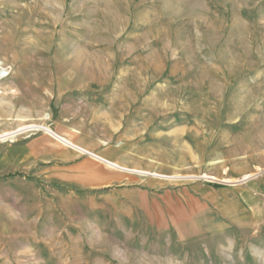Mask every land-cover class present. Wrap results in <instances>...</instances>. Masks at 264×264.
<instances>
[{
    "label": "rangeland",
    "instance_id": "1",
    "mask_svg": "<svg viewBox=\"0 0 264 264\" xmlns=\"http://www.w3.org/2000/svg\"><path fill=\"white\" fill-rule=\"evenodd\" d=\"M0 63V150L91 173L13 198L0 264H264V0H0Z\"/></svg>",
    "mask_w": 264,
    "mask_h": 264
},
{
    "label": "crops",
    "instance_id": "2",
    "mask_svg": "<svg viewBox=\"0 0 264 264\" xmlns=\"http://www.w3.org/2000/svg\"><path fill=\"white\" fill-rule=\"evenodd\" d=\"M16 89L19 88L16 87ZM77 102L79 103V108L83 107L85 103L82 99L79 101L71 100V104H76ZM68 106L71 107V105ZM60 120L62 127L53 125V128H50L60 135L61 138L66 137L70 140L77 141V136L74 135V132H76L75 130L81 131V128H77L79 125L74 122L73 115H66ZM41 143L43 144L42 141ZM93 144L95 143L93 142ZM42 146L44 150L39 149L37 141L33 140L20 145H9L0 150V221L4 216H18L15 210L11 208L13 198L17 199L15 201L18 202L27 200L31 197L36 199L41 198L40 191L35 185L38 181L43 182L47 194L53 196V198L48 196V198H46L48 200L45 199L47 207H51L50 201L55 202L56 199H63L62 196H59V190L76 189L79 188L82 180L88 179L91 181L90 171L81 170V166L79 167V153L75 150L62 146L58 142H47ZM40 155H45L46 157L41 158ZM44 160L49 162L48 166L40 170H34V167L40 163L38 161ZM29 175L34 179V183H29V181H27L26 178H28ZM1 191L4 192V195L1 194ZM2 196L8 199L9 202H2ZM28 202L29 201H22L24 205ZM58 215L59 214L54 210L51 213V217L54 220L59 219ZM235 240V238H228L226 244L234 248L236 246ZM244 244L248 245L246 254L252 257V241L250 240L248 243L246 241ZM243 246L244 245H240V249H242ZM245 264L250 263L245 262Z\"/></svg>",
    "mask_w": 264,
    "mask_h": 264
},
{
    "label": "bare ground",
    "instance_id": "3",
    "mask_svg": "<svg viewBox=\"0 0 264 264\" xmlns=\"http://www.w3.org/2000/svg\"><path fill=\"white\" fill-rule=\"evenodd\" d=\"M1 64V63H0ZM16 137V135H14V134H12V135H8V133H4V134H2L1 135V137H0V141H12L14 138ZM61 142L63 143V144H70V141H63V140H61ZM72 144V143H71ZM73 145V144H72ZM97 157V156H96ZM96 159V158H95ZM97 159H99V158H97Z\"/></svg>",
    "mask_w": 264,
    "mask_h": 264
},
{
    "label": "built area",
    "instance_id": "4",
    "mask_svg": "<svg viewBox=\"0 0 264 264\" xmlns=\"http://www.w3.org/2000/svg\"><path fill=\"white\" fill-rule=\"evenodd\" d=\"M9 77V68L0 64V82Z\"/></svg>",
    "mask_w": 264,
    "mask_h": 264
}]
</instances>
